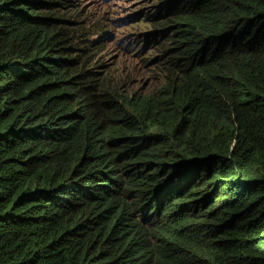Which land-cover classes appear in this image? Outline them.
Listing matches in <instances>:
<instances>
[{"label": "trees", "instance_id": "16d2710c", "mask_svg": "<svg viewBox=\"0 0 264 264\" xmlns=\"http://www.w3.org/2000/svg\"><path fill=\"white\" fill-rule=\"evenodd\" d=\"M78 1L0 0V264H126L133 253L264 264V0H142L138 19L165 15L154 26L171 35L162 59L174 96L203 93L213 119L131 103L103 59L109 26ZM119 99L131 108L118 112ZM166 134L193 137L167 143L190 175L228 181L234 212L180 230L96 217L165 186L174 159L148 143L133 170L119 159L124 144Z\"/></svg>", "mask_w": 264, "mask_h": 264}, {"label": "clouds", "instance_id": "9594fccd", "mask_svg": "<svg viewBox=\"0 0 264 264\" xmlns=\"http://www.w3.org/2000/svg\"><path fill=\"white\" fill-rule=\"evenodd\" d=\"M93 1L102 6H113L119 5L120 2H127L128 0ZM132 1L133 4H135L134 9L118 18H112V13L108 12L106 9L97 8L96 6H92V4L88 5V0L78 1L84 10L90 13L96 12L97 16L102 21H106V25L109 26L107 30L113 32L111 36L112 41L115 39L116 32L119 29L136 25L147 27L143 30L124 32L120 38L118 53L122 56L134 58L136 61L139 60L142 70L141 73L137 74L134 68L130 67L129 70L124 71L120 68L118 63L115 65L120 85L124 87L123 92L128 100L133 103L135 99L138 98L142 99L148 105L156 106L165 102H178L177 105L170 108L168 112L190 114L195 111H202L208 119H213L215 115H218L219 109L215 107L213 102L204 99L203 93L192 99L180 100L174 96L173 90L170 88L172 73L166 62L162 59V50L165 46H169V44H166V41L171 35L170 32L166 34L160 33V28H155L154 26L159 22V19L165 17V15L153 18L142 17L138 19L139 16L143 15L145 5L142 3V0ZM99 12L107 20H103L101 16L98 15ZM166 35L167 38L163 40ZM106 49L107 46L104 43V56ZM104 61L106 60L104 59ZM133 73L140 77L146 75L150 76V80L153 81V84L150 86L145 83L143 86L137 87L133 79ZM212 97H214L216 101L220 100L217 90L214 89ZM181 101H184L186 104H191L194 108L189 109L186 104L179 103ZM129 104L130 103L119 99L117 103L118 112H123V109L128 111L131 108ZM170 136L193 138L179 134H166L153 139L150 135H145L136 141L124 144L119 159V163L122 166L129 167L133 170L143 156L144 150L141 146L144 143H148L157 154L174 159L175 168L166 178L165 186L163 185L159 188L154 187L145 190V192H151L150 196H152L147 199L138 197L133 198L132 196L126 197L132 199L134 203L123 204L122 201H120L115 205L96 211V217L106 213H118L120 216L124 217L128 223L134 226H138L145 222L160 225L169 220H173L180 230L185 227L196 225L204 220L219 222L221 216L231 215L234 212L235 202L228 190V181L216 180L210 175L194 176L187 173L183 169L178 156L167 143ZM236 182L245 183L238 179ZM128 232L134 231L129 230ZM126 264L157 263L149 257V255L133 253L127 259Z\"/></svg>", "mask_w": 264, "mask_h": 264}, {"label": "rangeland", "instance_id": "374dc122", "mask_svg": "<svg viewBox=\"0 0 264 264\" xmlns=\"http://www.w3.org/2000/svg\"><path fill=\"white\" fill-rule=\"evenodd\" d=\"M88 1H89L88 5L92 4V6H96L97 8H100V9H106L108 12H111L112 18L121 17L124 14L133 10L135 7V4H133L132 0H128L127 2H120L119 5H113V6H102L93 0H88ZM98 15H100L103 20H107L105 17H103L101 15L100 12L98 13ZM145 28H147V27L142 26V25H136V26H131L129 28L119 29V30H117L115 39L113 41H112V37H111L113 32L111 30H106L104 33L106 35L102 38H99L107 46L104 59L107 62L114 64V65H117V63H118L120 68H122L124 71L129 70V68L131 67V68H134V70L137 74L141 73L142 70H141V66L139 64V60L136 61V59H134V58H131L128 56H122L118 53V50L120 48V40H121L120 38L123 35L122 33L128 32V31L143 30ZM166 38H167V35L163 38V40H165ZM96 40H98V39H96ZM137 74L133 73V79H134V82H135L137 87H141L145 83H147L150 86L153 84V81L150 80V76L146 75V76L140 77ZM107 126L108 125L105 122V120L100 121V123L98 125L100 130H105L107 128Z\"/></svg>", "mask_w": 264, "mask_h": 264}]
</instances>
